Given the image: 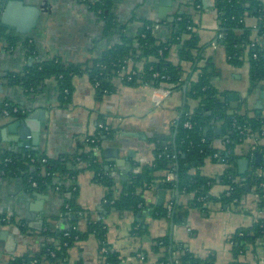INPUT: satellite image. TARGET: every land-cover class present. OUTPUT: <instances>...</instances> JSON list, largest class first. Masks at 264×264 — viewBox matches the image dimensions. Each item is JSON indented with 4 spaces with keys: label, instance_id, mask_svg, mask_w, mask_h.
Returning a JSON list of instances; mask_svg holds the SVG:
<instances>
[{
    "label": "crops",
    "instance_id": "0c3cea01",
    "mask_svg": "<svg viewBox=\"0 0 264 264\" xmlns=\"http://www.w3.org/2000/svg\"><path fill=\"white\" fill-rule=\"evenodd\" d=\"M26 1H31L40 10L37 27L32 32L39 47V59L58 58L64 63H84L99 57L120 43L122 36H135L144 20L160 24L161 27L155 31L156 36L166 40L170 35L171 25L164 24L173 22L174 15L188 7V0H164V3L163 0H117L112 9L117 25L106 35L97 14L84 0ZM259 1L264 6V0ZM201 2L203 12L194 14L193 18L199 44L203 45L214 39L218 22L212 9V0ZM257 22L255 14H245L244 23L251 29V38L258 34ZM5 46L4 41L0 40V101L9 99L23 112L21 117H7L0 113V149L17 150L21 140V125L16 123L35 114L37 118L41 116L36 144L32 143L36 132L30 130L25 136L29 144L23 149H37L51 158L73 153L84 137L96 132L101 116L105 124L114 131L112 137L122 132L144 134L143 139L131 134L126 136L133 143L134 149L125 145L121 140L124 138H118L108 145L104 140L96 150L117 182L116 197L121 181L135 169L133 162L146 163L152 159L153 152L152 156L146 155L153 142L151 137L162 135L167 142L172 141L173 126L183 106L192 112L198 105L197 100L186 96L187 82L181 90L173 91L160 106H154L151 101L154 87L147 84L128 86L117 76L113 79L114 90L98 98L86 72L72 78L70 100L61 105L58 102V87L53 78L45 80L34 92L8 83L7 74L23 71L36 59L27 55L21 46L12 50ZM178 50L179 45H172L168 59L181 67L182 80L187 78L189 82L195 81L200 69L210 63L213 86L219 91L227 92V114L231 116L239 113L248 121L256 116H264V85L259 84L250 90L247 55L243 57L245 60L241 66H232L226 60L224 49L210 44L205 47L202 58L194 69L193 63L182 59ZM231 93L238 95L235 110L230 108ZM248 126L251 128L250 124ZM260 127L261 131L251 128L256 144L251 137L244 138L234 148V154L239 159H248L245 171L240 172L238 160L236 164V178L244 183L257 152L261 153L258 163L264 166V125ZM216 128L212 147L217 148L222 146V123L218 122ZM112 137L108 139L112 141ZM107 149H115L116 156L105 154ZM130 150L134 154L130 155ZM139 151L145 154L136 155ZM226 167L225 163L207 157L196 169L199 175L215 180L208 191L215 200L207 201L201 207H188L184 221L180 223L169 217H152L146 209L118 211L105 208L104 187L93 180L92 171L80 169L70 181L75 186L76 202L81 208L77 220L79 228L85 229L87 218L101 220L106 228V252H118L120 264H157L160 254L154 252L152 246L155 239L165 235H170L176 246L183 245L199 258L213 255L214 264H229L232 260L229 236L240 227L252 225L259 217L264 218V215L257 209L256 196L251 189L240 200H234L231 204L216 199L230 187L219 180ZM260 168L255 171L256 175L264 179V167ZM191 172L194 173L195 169H191ZM245 186L248 189V185ZM143 197L146 203L165 204L170 200L171 203L185 206L192 198V193L165 190L156 183L144 190ZM63 205V197L54 191L31 189L25 186L20 177L0 174V216L9 221H0V264H10L14 258L27 251L39 250L48 238L42 232L66 228L69 219L75 218V215L71 212L66 216L62 215ZM134 223H143V230L133 232ZM106 252H101L98 239L90 234L68 249L67 262L61 264H103ZM239 260L243 264H264V239L258 238L253 244H248Z\"/></svg>",
    "mask_w": 264,
    "mask_h": 264
},
{
    "label": "trees",
    "instance_id": "16d2710c",
    "mask_svg": "<svg viewBox=\"0 0 264 264\" xmlns=\"http://www.w3.org/2000/svg\"><path fill=\"white\" fill-rule=\"evenodd\" d=\"M87 6L94 11L99 21L102 22L103 31L107 35L116 27V16L113 6L117 0H84ZM188 7L178 11L174 15L168 39L162 40L151 31L149 26L155 21L144 20L133 37L122 36L120 43L112 46L99 57L84 63H64L58 58L39 59L36 41L29 34L19 36L14 31L6 30L0 26V40L4 41L6 48L12 50L21 46L25 53L36 60L21 72L7 74L9 84L19 85L28 92L37 91L39 86L48 79H54L58 87V102L64 105L69 102L72 92V78L75 75L88 73L99 98L105 93L114 90L113 79L117 75V69L124 60L131 58L138 73L131 80H123L128 86L150 85L158 86L165 83L172 91L182 89L187 82L186 96L197 100L198 105L189 112L183 106L179 117L173 126L174 136L167 142L162 135H154L151 140L155 144L153 159L146 163L134 161L133 165L138 170L131 171L126 179L121 181L119 194L115 178L106 169L103 161L95 152L94 147L102 145L105 137H112L114 131L109 126L108 132L97 128L96 132L84 137L79 148L73 153L64 154L56 158L46 156L37 149L16 151L14 149H0V173L5 176L20 177L29 188L32 181L37 182L35 190L45 192L54 191L64 200L62 215L73 213L75 218L69 219V225L64 229L54 232H42L48 238L37 251H27L16 257L10 264H61L67 262L68 249L77 241L94 235L99 241V249L106 247V228L101 220L87 218L85 229L78 225V213L81 208L76 202L77 192L70 181L75 178L80 169H88L93 172V180L105 189L103 206L107 209L118 211L143 210L149 211L152 217H169L174 222L184 221L188 207H201L205 202L215 200L209 194V188L215 181L211 177L201 176L196 171L207 157L217 152L225 159L227 165L225 172L219 177L224 185L232 187L224 190L216 199L225 203H233L246 195L249 190L257 195L256 206L260 211L264 209V190L260 183L263 177L256 175V170L262 169L261 163H255L252 159L251 168L246 182L237 180L236 164L239 156L234 154V148L244 138L237 126H248L261 131L264 125V116H256L246 120L244 115L234 113L227 114L225 105L227 92L217 90L212 82L211 64L200 69L195 81L182 80V69L168 59V52L172 45H179V56L195 64L202 58V52L207 44L200 45L196 31L187 29V26L196 27L194 14L204 10L201 0H188ZM199 5V7L197 6ZM212 7L217 12L218 30L222 37L217 45L225 51L226 60L232 66H241L247 55L248 78L250 90L259 84L264 85V50L256 46L253 50L245 52V46L251 42V29L245 25V14L253 13L258 17V35L264 32V6L259 0H215ZM180 17V19H177ZM257 53V58H252V52ZM157 73L158 76H154ZM163 76V77H162ZM7 103V106L5 105ZM17 106L9 99L0 101V110L4 107L11 109ZM11 112L9 117H21L22 110ZM105 124L103 117H99L98 123ZM185 122L191 124L184 126ZM222 123V146L212 147V140L216 136L217 123ZM249 123V124H247ZM106 125V124H105ZM263 130V128H262ZM46 157V161L41 159ZM249 157V155H247ZM216 160V158H213ZM71 165L72 167H70ZM195 169L192 173L191 169ZM173 171L174 180H166L165 173ZM159 183L162 189L170 191L192 193V198L185 206L172 202L170 214L165 204L146 203L143 197L145 189ZM245 184L248 185V189ZM229 191V194H227ZM69 193L70 195H67ZM236 201V202H237ZM235 202V203H236ZM9 221L7 220V222ZM143 223H134L133 232L143 230ZM264 239V218L259 217L250 226L240 227L229 236L232 260L229 264H239V257L245 252L248 244H253L256 239ZM179 247V248H178ZM152 250L160 254L157 264H214L213 255L199 258L184 248L176 246L170 235L158 237L154 240ZM176 251V257L173 252ZM121 258L118 252L108 250L104 254L103 264H120Z\"/></svg>",
    "mask_w": 264,
    "mask_h": 264
},
{
    "label": "water",
    "instance_id": "95a60500",
    "mask_svg": "<svg viewBox=\"0 0 264 264\" xmlns=\"http://www.w3.org/2000/svg\"><path fill=\"white\" fill-rule=\"evenodd\" d=\"M164 3V0H163ZM40 16V10L38 7L35 5L31 4V1H26V0H2L0 3V26L4 29L14 31L15 34H18L19 36L29 34V36H32V32L36 29L37 27V21ZM171 20V19H169ZM229 99H230V108L232 110H235L237 108V100H238V95L231 93L229 94ZM24 114V113H23ZM35 114L29 115L26 119L22 120L19 123H16V125H21L20 129V142L17 145V150L16 151H26L23 149V147L27 146L29 144V141L26 140L25 136L30 132V130H33V139L32 143L36 144L35 139L36 136L39 133L40 130V118H37ZM15 126V125H13ZM11 127H9L10 129ZM129 134L133 136H137L138 138H144V134L140 133H128V132H122L119 135H115L111 138L112 141L108 139V137H105L104 140L107 143V145L110 142L115 141L118 138H124L121 139L124 141L125 145L127 144L129 147L134 146L133 143L126 138ZM155 144L152 142L150 144V149L146 151V155L152 156V152L154 150ZM23 149V150H22ZM134 149V147H133ZM133 152V153H132ZM140 152V153H139ZM136 153V155H144L145 153L142 151H139ZM115 149H107L106 153L107 155L111 156H116ZM129 154L132 155L134 154L133 150L129 151ZM261 157V153L257 152L255 155L254 162L258 163ZM239 167H240V172L245 171V169L248 166V159L246 158H240L238 159ZM132 170V169H131ZM2 235V233H1Z\"/></svg>",
    "mask_w": 264,
    "mask_h": 264
},
{
    "label": "built area",
    "instance_id": "2783aa9c",
    "mask_svg": "<svg viewBox=\"0 0 264 264\" xmlns=\"http://www.w3.org/2000/svg\"><path fill=\"white\" fill-rule=\"evenodd\" d=\"M215 0H212V3L214 2ZM199 7V5H197ZM212 9H214L212 7ZM215 13H216V16H217V12L216 10L214 9ZM177 19H180V17H177ZM218 22V21H217ZM218 25V24H217ZM161 26L160 24L156 23L152 26H149V28L151 29V31H156L157 29H159ZM196 27H192V26H187V29L189 30H192L194 31ZM218 30V26H217V29L216 31ZM222 37V33L220 32H216L215 35H214V39L211 41V46L212 47H217V42H218V39H220ZM256 46H259L260 48H262L264 50V32L260 35H256L254 38H251V42L248 43L246 46H245V50L248 51V50H253ZM252 58L253 59H256L257 58V53L255 51L252 52ZM138 68L137 67H134L133 65V60L131 58L129 59H126L123 61L122 64L119 65V68L117 69V77L120 79V80H126V81H129L132 79V77L134 75H136L138 73ZM154 76H158L157 73L154 74ZM163 77V76H162ZM154 87L153 88V92H152V95H151V101H152V104L154 106H160L163 101L173 92L171 89H170V86L165 84V83H161L160 85L158 86H152ZM7 106V103L5 104ZM19 108L17 106H13L10 110L7 109V107H4L3 109L0 110V113L4 116H7L9 117V114L11 112H18ZM23 112V110H22ZM98 128L100 129H103L105 131L108 132L109 130V127L101 122H99L97 124ZM184 126L186 127H190L191 124L189 122H185L184 123ZM237 129L240 130V133H243L245 135H247L246 137L247 138H250L252 140L253 143L256 144V138L255 137H252L253 136V133L251 131V128L249 126H237ZM262 132L264 133V128L262 130ZM98 149L97 146L94 147V150L96 152V150ZM212 158H216L217 160L221 161L222 163H225V159L220 157V155L215 152L212 154ZM152 159H153V156H152ZM151 159V160H152ZM150 160V161H151ZM41 161L45 162L46 161V157H43L41 159ZM135 169L133 170L134 172H136L138 169L136 167H134ZM0 174H3V172H1ZM165 178L166 180L170 181V180H174L175 179V174L173 171H168L165 173ZM31 186L33 188H36L37 187V182L36 181H32L31 182ZM260 186L261 188L264 190V182L260 183ZM232 189V187H228V190ZM227 194H229V191H227ZM256 198H257V195L255 194ZM166 208L168 211L171 210V207H172V203L170 200H168L165 204ZM8 219H6L5 217H2L0 216V221L1 222H7ZM101 252H106V247H103L101 248ZM173 257H176V253L173 252ZM162 264V263H161ZM166 264H171V263H166ZM239 264H243L241 262H239Z\"/></svg>",
    "mask_w": 264,
    "mask_h": 264
},
{
    "label": "rangeland",
    "instance_id": "374dc122",
    "mask_svg": "<svg viewBox=\"0 0 264 264\" xmlns=\"http://www.w3.org/2000/svg\"><path fill=\"white\" fill-rule=\"evenodd\" d=\"M259 212H261V213L263 212V215H264V210H261V211H259Z\"/></svg>",
    "mask_w": 264,
    "mask_h": 264
}]
</instances>
